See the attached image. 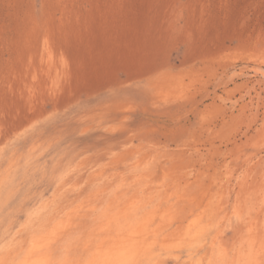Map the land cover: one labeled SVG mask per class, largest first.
<instances>
[{
    "label": "rangeland",
    "instance_id": "374dc122",
    "mask_svg": "<svg viewBox=\"0 0 264 264\" xmlns=\"http://www.w3.org/2000/svg\"><path fill=\"white\" fill-rule=\"evenodd\" d=\"M91 187L159 226L140 264H236L264 222V0H0V255Z\"/></svg>",
    "mask_w": 264,
    "mask_h": 264
},
{
    "label": "bare ground",
    "instance_id": "6f19581e",
    "mask_svg": "<svg viewBox=\"0 0 264 264\" xmlns=\"http://www.w3.org/2000/svg\"><path fill=\"white\" fill-rule=\"evenodd\" d=\"M104 191L102 189L100 195ZM94 193L97 190L92 187L86 196L77 193L76 199L53 208L45 220H40L39 211L38 217L31 218V223L27 221L30 223L26 227L27 240L23 243L9 241L1 250L0 264H140L144 257H150L154 243L165 238L159 226L152 228L155 223L151 224V216L150 219L140 218L135 203L114 196L115 191H111L112 196L104 194L101 202L95 200ZM259 218L253 217L244 224L246 235L242 239L243 248L237 252L242 255L236 256V264H264V222ZM191 222L192 219L190 225L193 226ZM166 241L165 238L162 245H166ZM154 260L152 263L156 264L158 261ZM221 260L225 263L226 256Z\"/></svg>",
    "mask_w": 264,
    "mask_h": 264
}]
</instances>
